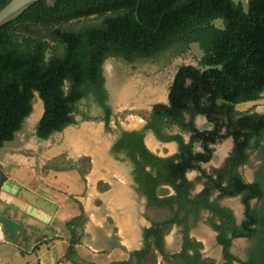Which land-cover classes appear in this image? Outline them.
<instances>
[{
  "label": "trees",
  "instance_id": "1",
  "mask_svg": "<svg viewBox=\"0 0 264 264\" xmlns=\"http://www.w3.org/2000/svg\"><path fill=\"white\" fill-rule=\"evenodd\" d=\"M7 1L0 0V8ZM216 19L221 26L213 23ZM191 43L202 50L197 65L178 66L167 103L152 104L143 128L120 129L110 147L115 158L122 154L132 164L136 189L148 205L177 209L170 219L143 230L140 249L107 264H209L187 228L180 252L168 254L163 247L172 223L184 224L188 214L197 216L203 209L219 217V223L212 225L227 260L232 258L228 252L232 238L250 237L264 225L263 216L250 206V200L262 198L264 191L257 182H244L238 172L251 146L264 150V113L235 108L260 99L264 92V0H248L246 7L234 0H53L51 4L39 0L0 26V146L13 140L33 110L35 92L43 105L35 125L37 137L45 139L76 123V104L82 99L100 107V118L109 130L112 112L106 103L104 61L111 56L128 61L158 54L179 56ZM198 115L211 129L196 126ZM145 130L158 141L176 142L177 152L165 157L152 153L144 143ZM183 134L189 135L188 141ZM228 137L233 148L223 165L210 172L201 168L212 158V146ZM193 169L206 184L190 197L193 184L186 173ZM164 185L174 193L168 195ZM213 190L220 196L242 195L245 217L240 225L228 209L209 201ZM182 211L185 217H178ZM80 217L66 225H75ZM78 241L73 229L65 255L75 264ZM258 252L251 264H264V240Z\"/></svg>",
  "mask_w": 264,
  "mask_h": 264
},
{
  "label": "crops",
  "instance_id": "2",
  "mask_svg": "<svg viewBox=\"0 0 264 264\" xmlns=\"http://www.w3.org/2000/svg\"><path fill=\"white\" fill-rule=\"evenodd\" d=\"M157 102L167 103V95L166 99L154 103ZM248 109L264 113V106L245 110ZM198 118L200 123L203 120L206 125L200 129H211L206 118L201 115L195 118L196 126ZM173 129L176 131L177 128ZM24 134L23 132L18 138L14 135L13 140L0 146V227L3 233V240L0 241V264H75L65 255L73 229L79 237L78 243L74 245L76 264H107L127 259L129 252L142 247L143 228L168 219L169 214H166L165 209L148 206L145 196L137 192L131 176V165L126 160L129 165L127 172L118 173L113 180H103L100 190L97 189L100 179L94 182V199L98 200L99 205L94 206L92 211H87L82 202L85 174L79 169V158L83 154L78 150L79 145L85 149L84 136L80 132L71 136L68 134L69 139L73 140V150L68 152V147L65 146L60 151H50L49 156L38 158L24 154L26 150L33 151ZM148 137L154 141L152 146L146 142ZM183 138L188 141L189 135L183 134ZM225 140L219 146V143L212 146V158L202 163L201 168L210 172L223 165L233 148L232 138ZM144 143L152 153L161 157L177 152L176 142L158 141L149 131L144 132ZM261 145L264 146V137ZM90 148L95 155L99 153L97 147L90 145ZM195 149L201 148L196 145ZM64 152L69 153L66 160L70 157L71 161L66 167L65 162L58 161V156ZM247 152L249 158L238 167V172L244 182H257L262 188L264 150L251 146ZM46 161L52 163L50 172H38V167L44 168ZM186 177L193 183L192 195L200 192L206 184L205 178L196 169L189 170ZM162 188L167 190L168 195L174 193L170 186L164 185ZM217 195L218 192L214 191L212 197ZM241 198L242 195H236L219 199V203L229 208L239 223L244 218ZM256 204L257 200L251 199L250 205ZM79 215L81 217L77 218L75 225H66ZM207 215V212H202L189 230V237L201 244V258L206 259L209 264H251L253 260L247 259L244 253L249 245L245 237L234 238L228 251L232 258H224L222 245L216 240L217 233L206 221ZM180 230L181 227L173 226L164 236L166 252L172 254L181 251ZM90 234L91 240L86 238ZM96 236L100 238L99 241L95 239ZM157 260L160 262L161 257L158 256Z\"/></svg>",
  "mask_w": 264,
  "mask_h": 264
},
{
  "label": "rangeland",
  "instance_id": "3",
  "mask_svg": "<svg viewBox=\"0 0 264 264\" xmlns=\"http://www.w3.org/2000/svg\"><path fill=\"white\" fill-rule=\"evenodd\" d=\"M234 1H240L246 7L248 0ZM213 23L216 26H221L219 19L214 20ZM201 55L202 50L198 43H191L188 50L179 56L158 54L152 57L134 58L131 61L122 57L107 58L103 64V74L105 78L104 85L108 95L107 104L112 112L109 130L106 129L104 122L100 118L102 111L91 100L82 99L76 104L77 111L74 113L76 123L66 126L61 131L53 132L45 139L37 137L35 125L42 114L43 105L38 93L35 92L32 100L33 110L24 119L20 130L15 133L16 138H18L24 132L25 140L29 142L31 149H33V151L26 150L24 154L43 158L49 156L50 151L53 152L54 149L60 151L65 146L68 147L67 151L70 152L73 150L72 146L74 145L68 134L71 136L75 132H80L85 139V149L80 147V145L78 146L79 153L83 154L79 158V169L85 174V189L82 202L87 211H92L94 206L99 205L98 200L94 199V182L100 179V183L97 186V189L100 190L103 180H113L118 173H125L129 170V165L121 158L122 156L115 158L109 153V147L116 137L118 129L131 130L143 125V118L152 103L166 99L168 87L176 68L182 64L197 65ZM262 106H264V92L261 94L260 99L239 103L235 105V108L238 110L247 108L259 109ZM84 115H87L90 119L85 120L83 118ZM203 123L204 121L202 120L200 123L198 118L197 126L199 128L206 126ZM91 137H94L93 140ZM224 141L226 140L220 141L217 146ZM90 145L98 148L99 153L97 155L93 153L92 148L89 149ZM68 155L69 153L64 152L58 156L59 163L65 162L64 167L67 166V163L71 164L70 157H68V161L66 160ZM47 162L44 168L38 167V172H41V170L43 171L42 173L50 172L52 163ZM86 220L87 217L85 218ZM91 237L92 235L90 234L86 238L91 240ZM95 239L100 240L97 236Z\"/></svg>",
  "mask_w": 264,
  "mask_h": 264
},
{
  "label": "flooded vegetation",
  "instance_id": "4",
  "mask_svg": "<svg viewBox=\"0 0 264 264\" xmlns=\"http://www.w3.org/2000/svg\"><path fill=\"white\" fill-rule=\"evenodd\" d=\"M111 57H113V56H111ZM108 58H110V57H108ZM107 60V59H106ZM105 60V61H106ZM104 61V62H105ZM104 64V63H103ZM104 75V74H103ZM104 84H105V81H104ZM107 99H108V95H107ZM106 103H107V100H106ZM108 105V104H107ZM96 106V105H95ZM97 108H99L100 109V107H98V106H96ZM101 110V109H100ZM144 126V125H143ZM143 126H142V128H143ZM142 128H140V129H142ZM120 129H123V128H119L118 129V132H119V130ZM125 130H128V129H125ZM131 130H133V129H131ZM138 130V129H137ZM145 131H149V130H145ZM144 131V132H145ZM118 132H117V134H118ZM151 132V131H150ZM117 134H116V137H117ZM116 137L114 138V140L116 139ZM113 140V141H114ZM113 141H112V143H113ZM112 143H111V145H112ZM111 145H110V147H111ZM110 147H109V153H110ZM110 155H112L111 153H110ZM113 156V155H112ZM120 156H122L121 158H123L124 160H126L125 158H124V156L122 155V154H118V157H120ZM127 162H129L128 160H126ZM130 163V162H129ZM130 165H131V172H132V164L130 163ZM261 175H262V178H263V180H264V169L262 170V172H261ZM131 176H132V174H131ZM133 179V178H132ZM134 182V181H133ZM134 184H135V182H134ZM193 184V183H192ZM136 185V184H135ZM193 188V187H192ZM261 189H263V191H264V183H263V185H262V188ZM137 190V189H136ZM214 191H216V192H218L217 190H213L211 193H210V196H209V201L210 202H214V203H216V205H218L220 208H226V207H224V206H222L220 203H219V199L220 198H222V197H228V196H220V193L218 192V195L215 197V198H213L212 197V194H213V192ZM138 192V191H137ZM199 193V192H198ZM197 193V194H198ZM196 195V194H195ZM238 195H241V194H238ZM264 195V194H263ZM194 195H192V189L190 190V197H193ZM146 198V197H145ZM253 199H256L257 200V204L255 205V206H251L252 208H254L255 209V211H256V213L259 215V216H263V218H264V196L262 197V198H253ZM241 200H242V198H241ZM146 201H147V198H146ZM251 201V200H250ZM148 204V203H147ZM243 204V203H242ZM148 206H150V205H148ZM156 207V206H155ZM159 208H162V209H165L166 211H167V214H169V217H168V219H170L172 216H173V211L174 210H176L177 209V207L176 206H174L173 207V209L171 210V209H169V208H166V207H159ZM226 209H228L231 213H232V215H233V217H234V219H235V223L237 224V225H240L241 224V222L239 223L238 221H237V218L235 217V215L233 214V212L229 209V208H226ZM202 212H207V219H206V221L208 222V224H209V226H211L212 228H213V230H215L214 229V227H213V223H216V224H218L219 223V217H218V215H215L214 213H213V211L212 210H210V209H203V210H201L199 213H198V215L197 216H195V215H193V214H188L187 216H186V218H185V223L184 224H182V223H172V225H171V228H170V230H169V232L171 231V229H172V227L173 226H178V227H181V230H180V233H181V246H182V243H183V237H184V229L185 228H187V233H188V236H189V230H190V226L192 225V224H194L199 218H200V215H201V213ZM244 212H245V208H244ZM178 217H185V213H184V211H182V212H180L179 213V216ZM244 217H245V214H244ZM168 219H166V220H168ZM244 219V218H243ZM242 219V220H243ZM165 221V220H164ZM163 222V221H162ZM159 223H161V222H159ZM152 225H155V224H152ZM151 225V226H152ZM150 226V227H151ZM149 228V227H148ZM145 228H143L142 229V239H143V230H144ZM256 229H257V231H256V233H254L252 236H250V237H245L248 241H249V245L245 248V254H246V257H247V259H249V260H253L254 261V259L255 258H257V254L259 253L258 252V250L260 249V245L262 244V241L264 240V225L263 226H257L256 227ZM216 231V230H215ZM168 232V233H169ZM167 233V234H168ZM216 233H217V236H218V232L216 231ZM166 234V235H167ZM165 236V235H164ZM217 236H216V240H217ZM229 238L231 237V234H228L227 235ZM238 238H240V237H238ZM234 238H232L231 239V241H230V244H229V247H228V251H229V248H230V246H231V242H232V240H233ZM218 243V242H217ZM143 244H144V240H143ZM219 244V243H218ZM220 245V244H219ZM143 246V245H142ZM163 247H164V237H163ZM182 248V247H181ZM164 250H165V247H164ZM223 246H222V250H221V252H222V254L224 255V252H223ZM165 252H166V250H165ZM168 253V252H167ZM168 254H170V253H168ZM173 254V253H172Z\"/></svg>",
  "mask_w": 264,
  "mask_h": 264
},
{
  "label": "water",
  "instance_id": "5",
  "mask_svg": "<svg viewBox=\"0 0 264 264\" xmlns=\"http://www.w3.org/2000/svg\"><path fill=\"white\" fill-rule=\"evenodd\" d=\"M37 1L39 0H8L7 3L0 8V26L16 18L25 9ZM45 2L51 4L53 0H45ZM143 122L145 123V121Z\"/></svg>",
  "mask_w": 264,
  "mask_h": 264
},
{
  "label": "bare ground",
  "instance_id": "6",
  "mask_svg": "<svg viewBox=\"0 0 264 264\" xmlns=\"http://www.w3.org/2000/svg\"><path fill=\"white\" fill-rule=\"evenodd\" d=\"M124 94H126V92H124ZM124 96V95H123ZM123 98H125V97H123ZM93 140V139H92ZM146 142L148 143V145H150V146H152L153 144H154V141H153V139H151V138H147L146 139ZM104 148V147H103Z\"/></svg>",
  "mask_w": 264,
  "mask_h": 264
},
{
  "label": "built area",
  "instance_id": "7",
  "mask_svg": "<svg viewBox=\"0 0 264 264\" xmlns=\"http://www.w3.org/2000/svg\"><path fill=\"white\" fill-rule=\"evenodd\" d=\"M3 240V233H2V230H1V227H0V241Z\"/></svg>",
  "mask_w": 264,
  "mask_h": 264
}]
</instances>
